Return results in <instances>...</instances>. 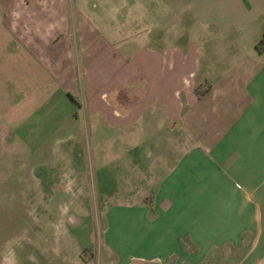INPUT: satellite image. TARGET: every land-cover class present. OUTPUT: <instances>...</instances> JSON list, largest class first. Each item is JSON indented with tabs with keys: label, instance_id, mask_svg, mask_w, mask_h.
Segmentation results:
<instances>
[{
	"label": "crops",
	"instance_id": "obj_1",
	"mask_svg": "<svg viewBox=\"0 0 264 264\" xmlns=\"http://www.w3.org/2000/svg\"><path fill=\"white\" fill-rule=\"evenodd\" d=\"M262 36L264 0H0L1 52L54 90L32 114L110 153L81 264H264ZM42 147L26 173L66 151Z\"/></svg>",
	"mask_w": 264,
	"mask_h": 264
},
{
	"label": "rangeland",
	"instance_id": "obj_2",
	"mask_svg": "<svg viewBox=\"0 0 264 264\" xmlns=\"http://www.w3.org/2000/svg\"><path fill=\"white\" fill-rule=\"evenodd\" d=\"M37 68L31 58L0 50V264H81L93 252L89 245L97 246L99 229L101 242L100 207L115 203L112 176H100V162L111 161L110 153L100 148V131L92 136L83 119L76 138L64 137L67 128L56 127V116L37 120L41 113H32L42 97L36 88L49 84ZM49 145L66 150L64 156L26 173L39 159L36 148ZM23 172L31 179L21 194L11 180Z\"/></svg>",
	"mask_w": 264,
	"mask_h": 264
},
{
	"label": "trees",
	"instance_id": "obj_3",
	"mask_svg": "<svg viewBox=\"0 0 264 264\" xmlns=\"http://www.w3.org/2000/svg\"><path fill=\"white\" fill-rule=\"evenodd\" d=\"M254 49L259 53L264 49V36H262L254 45Z\"/></svg>",
	"mask_w": 264,
	"mask_h": 264
}]
</instances>
